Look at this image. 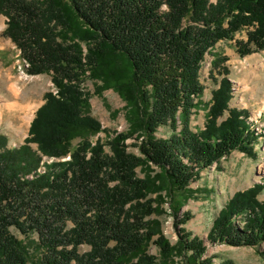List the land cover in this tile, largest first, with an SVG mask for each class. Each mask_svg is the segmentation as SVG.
Here are the masks:
<instances>
[{
	"label": "trees",
	"instance_id": "16d2710c",
	"mask_svg": "<svg viewBox=\"0 0 264 264\" xmlns=\"http://www.w3.org/2000/svg\"><path fill=\"white\" fill-rule=\"evenodd\" d=\"M0 14L27 74H51L56 89L46 93L26 145L6 149L0 137V264H158L147 251L152 242L165 262L188 250L191 264H212L199 262L202 240L172 246L148 218L162 212L165 196L178 214L192 181L233 151L257 157L248 112L230 107L227 58L213 49L235 41L241 57L263 51L264 0H0ZM242 31L246 39L237 38ZM209 54L210 76L223 78L205 130L194 132ZM88 79L101 82L98 94L112 89L126 102L129 129L110 141L111 154L92 140L104 130L90 115ZM161 127L171 134L158 136ZM129 138L141 156L128 151ZM262 193L261 184L235 193L208 240L263 243ZM83 245L90 250L80 253Z\"/></svg>",
	"mask_w": 264,
	"mask_h": 264
},
{
	"label": "rangeland",
	"instance_id": "374dc122",
	"mask_svg": "<svg viewBox=\"0 0 264 264\" xmlns=\"http://www.w3.org/2000/svg\"><path fill=\"white\" fill-rule=\"evenodd\" d=\"M8 17L0 14V137L4 138L6 149H16L26 145L29 137L31 123L37 110L44 104L47 92H56L51 74L28 75L27 63L21 55V51L4 32L7 27ZM246 31L237 34L238 39H246ZM213 53L226 57L224 67L229 70V78L233 82V98L230 107L248 112V121L255 136L260 143L254 145L257 157L248 156L238 150L233 151L228 157L200 173L195 181H192L190 197L176 214L171 200L166 194L160 208L162 212L154 214L148 220H158L161 223V231L172 246H177L181 238L199 239L204 242L206 253L200 261L212 260V264H264V242L258 246H232L225 243H212L208 235L215 218L222 208L237 192L248 190L256 184L264 185V50L241 57L235 47V41H221L213 49ZM214 56L208 55L203 64L201 81L205 87L199 103L198 111L193 110L190 118V127L194 132L205 130L207 113L211 104L212 92L219 88L223 76L216 75V79L210 76ZM15 84L20 88V99L15 101L11 94L10 86ZM101 82L90 79L83 83V90L90 96V115L96 118L103 128V132L92 140L99 139L105 145V150L111 154L110 141L119 133L127 132L129 124L126 118V102L112 89L98 94L97 88ZM6 98V99H4ZM12 99V101H11ZM9 100V101H8ZM17 103L23 109H8L7 103ZM20 102V103H19ZM226 117V116H225ZM222 118V119H225ZM171 130L161 127L158 136L166 137ZM79 140L73 142L74 147ZM95 144V143H94ZM128 151L141 156L138 141L134 138L126 140ZM30 146L37 150V144ZM69 160V157H67ZM155 170L158 169L153 166ZM139 177L143 178L142 167L137 169ZM157 195H153L156 198ZM264 201V193L259 196ZM156 207V205H154ZM181 220H187L181 224ZM237 224L243 226L241 220ZM13 232L20 238H24L16 230ZM157 237H155L156 240ZM86 245L80 247V253L89 251ZM150 255L157 258L158 264H191L192 251L184 254L175 253L166 262L161 248L150 243L147 248Z\"/></svg>",
	"mask_w": 264,
	"mask_h": 264
},
{
	"label": "bare ground",
	"instance_id": "6f19581e",
	"mask_svg": "<svg viewBox=\"0 0 264 264\" xmlns=\"http://www.w3.org/2000/svg\"><path fill=\"white\" fill-rule=\"evenodd\" d=\"M10 90H11V94L13 95V99H15V101L16 100H18V98L20 97V92H21V90H20V88L19 87H17L15 84H12L11 86H10ZM4 99H6V98H4ZM20 99V98H19ZM7 100V99H6ZM9 101V100H8ZM11 101H12V99H11ZM19 101V100H18ZM20 103V102H19ZM31 103V102H30ZM29 103V104H30ZM28 104V105H29ZM28 105L26 106V107H23V106H19L17 103H15V102H13V103H10V102H8L7 103V105H6V107H8V109H9V111H10V109H13V108H15V109H23V110H25L27 107H28ZM0 112H1V110H0Z\"/></svg>",
	"mask_w": 264,
	"mask_h": 264
}]
</instances>
